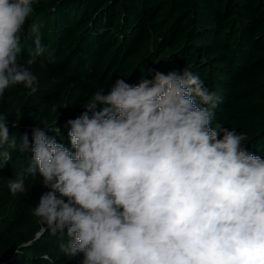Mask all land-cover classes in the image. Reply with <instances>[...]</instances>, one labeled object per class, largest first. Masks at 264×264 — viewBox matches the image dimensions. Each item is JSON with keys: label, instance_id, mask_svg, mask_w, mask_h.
<instances>
[{"label": "clouds", "instance_id": "obj_1", "mask_svg": "<svg viewBox=\"0 0 264 264\" xmlns=\"http://www.w3.org/2000/svg\"><path fill=\"white\" fill-rule=\"evenodd\" d=\"M37 2L0 0V98L18 84L35 94L28 66L55 62L41 24L28 23ZM22 35L34 44L25 64ZM220 101L186 67L135 86L117 79L67 121L74 153L39 127L18 143L0 115V169L14 151L32 153L10 193L39 173L49 190L33 214L81 264H264V159L243 134L213 126Z\"/></svg>", "mask_w": 264, "mask_h": 264}, {"label": "trees", "instance_id": "obj_2", "mask_svg": "<svg viewBox=\"0 0 264 264\" xmlns=\"http://www.w3.org/2000/svg\"><path fill=\"white\" fill-rule=\"evenodd\" d=\"M33 7L35 12L28 23L36 18L41 24L42 43L54 55V64L78 77L88 73L86 56L120 47L123 52L137 54L144 70L164 60L156 71L186 66L199 77L205 69L208 86L219 89L231 74L244 76L248 72L255 50L264 51V0H38ZM201 42L203 48L212 45V56L207 62L199 58L186 62L201 45L194 43ZM21 44L34 48L27 35H22ZM159 49L162 52L154 57ZM260 54L264 58V52ZM260 75L264 78V71ZM0 115L7 119L10 136L21 143L27 134L32 143V132L19 122L24 117L23 109L2 97ZM65 125L62 132L67 135L69 126L67 122ZM261 126L260 132H264V124ZM42 129L46 134L51 132ZM62 143L68 147L65 139ZM31 155L30 151H14L11 161L0 169V180L8 169L27 168ZM21 228L19 215L4 237L11 238ZM19 251L24 261L37 254L34 247H21Z\"/></svg>", "mask_w": 264, "mask_h": 264}, {"label": "rangeland", "instance_id": "obj_3", "mask_svg": "<svg viewBox=\"0 0 264 264\" xmlns=\"http://www.w3.org/2000/svg\"><path fill=\"white\" fill-rule=\"evenodd\" d=\"M194 44L201 45L195 47L196 55L186 62L197 58L207 62L213 54L212 45L203 48L201 46L204 42ZM21 49L19 62L25 64L33 50L23 48L22 44ZM161 52L159 49L154 57L159 56ZM262 52L264 51L261 48L255 50V60L250 63L248 72L244 76L231 74L222 88L208 86V74L205 69H202L199 78L209 91H214L221 97L215 109L213 126L221 124L243 134L246 137L243 147L264 159V132H260L261 125L264 124L262 86L264 78L260 75L264 71V58H261L260 54ZM46 55L37 58L35 64L28 66L38 79V90L35 94L29 95L28 90L22 84H18L8 88L3 97L12 106L23 109L24 117L19 122L24 129L32 132L34 128H43L46 125L51 129L47 135L58 143L65 139L67 148L73 153L75 150L71 146L68 134L62 132L63 127L67 128L65 125L67 121L79 117L86 111L84 106L94 93L101 91L106 95L117 79H124L133 86L138 85L143 79L150 80L161 63L165 62L163 58V62L156 63L155 68L144 70L143 64L137 59V54L134 56L130 51L123 52L120 47H114L109 52L86 56L88 73L78 77L64 67L49 62ZM181 68L182 66L175 70ZM159 72L168 73L163 70ZM102 107L98 104L97 110ZM89 115L91 116V113ZM56 128L59 129V133L55 131ZM21 168L8 169L0 180V217L3 225L0 227V264H40L41 261L47 264L81 263L82 254L69 259L61 252L60 245L66 243L68 237L66 235L61 237L59 233L52 235L47 226L33 214L41 195L49 190L42 184L39 173L25 181V193H18L15 196L10 193L9 183L21 174L23 171ZM19 215L22 217V228L11 238L6 239L4 234L16 224ZM21 247H34L36 256L24 261V256L19 251ZM45 255L50 257V260L43 259Z\"/></svg>", "mask_w": 264, "mask_h": 264}]
</instances>
